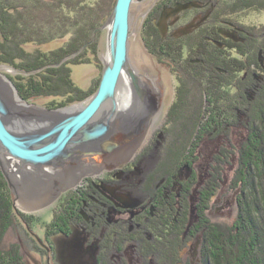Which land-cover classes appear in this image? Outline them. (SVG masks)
<instances>
[{
	"label": "rangeland",
	"instance_id": "374dc122",
	"mask_svg": "<svg viewBox=\"0 0 264 264\" xmlns=\"http://www.w3.org/2000/svg\"><path fill=\"white\" fill-rule=\"evenodd\" d=\"M90 1L94 4L101 2V0ZM196 1H204V3L199 4L200 7H191L188 13H182L181 20L183 19L182 23L189 20L191 22L189 24L199 20L202 25L193 26V30L187 36L181 38L173 36V39L167 40V44L170 46L173 44V50H175L173 53L165 49L167 46L164 39L159 43L149 41L154 32L151 25L156 17L161 16L160 10L165 3L164 0H160L155 8L153 0H134L130 13L131 36L128 46L130 65L140 76L160 83L164 89L163 105L149 135L139 147L133 150L134 154L126 162L127 165L124 163L121 164L120 169L118 166L113 171H109V173H121L124 165L127 171L133 170V165L136 167L133 173L124 176L123 184L119 183L122 188L118 189L123 193L124 189H127L133 202L139 199L136 195L141 198L149 197L150 200L154 196L158 197L160 189L157 190V188L166 184L163 182L160 186L162 179L173 180V176L177 174L176 170L182 167L192 179L190 181L185 177L182 183L184 186L191 187V190L189 189L188 194L182 193L183 196L180 199L175 196L168 200L172 207L167 205V200L165 201L163 196L161 197L163 205L159 208L160 212L156 213V216H148L152 221V227L147 226L155 234V240L148 239V236L139 230L137 240L141 241L143 238V243H138V246L133 243L125 244V239L121 241L122 237L126 238L129 234L125 230L116 243L112 242L113 238L110 240L111 231H109V234L104 232L100 245L89 244L90 235L83 226L79 227L83 233L76 234L68 245L62 246L63 244L60 243L59 256L57 251L59 239H56L58 233L56 235L54 233L58 232L59 228L68 229L72 223L86 221L78 217V213L73 210L81 199L76 188L83 191L86 188L80 186L82 181L99 175L82 178L77 184L74 183L68 187L62 192L63 195L61 194L63 202L60 203L59 195L52 204L37 211L27 212L22 210L19 203L12 197L9 185L0 169L3 180L0 182V198L2 199L0 201L4 203V206L8 203L7 209L12 211V217L10 216L12 224L5 232L3 242L0 241V251L1 248L7 251L11 249L10 253L15 264H204L205 253L209 252L213 259L215 250L218 251L219 255H217L224 262L223 264H264V251H262L264 238L261 234L259 237L258 233H250L246 230L250 229V225L244 216L247 209L245 201L246 203L250 201L252 193L249 187L251 179L247 172L249 162L253 163L256 156L262 159L261 153H258L264 149V0ZM23 2L26 8L23 13L34 11L30 13L34 18L33 23H41L44 28L39 36L48 39L50 34H60V27L52 28V26L60 25L58 3L55 5L51 2L50 7L54 10L49 14L48 11L39 8L38 3H42L43 0H35L34 3L31 0ZM103 2L106 4L103 11L105 13L101 16L104 22L95 30L91 41L94 42L95 34L98 32L97 55L87 53L90 64L70 66V77L80 90L78 94L80 101L69 103L66 98H62L65 96L63 94L57 98L45 97L32 102L21 97L28 104L49 110H57L61 106L84 107L89 104L99 89L107 63L109 30L105 26H108L117 0ZM168 11L170 14L174 12L170 8ZM40 18L50 19L44 25L42 24L44 20ZM29 28L33 31L31 27ZM71 35L72 33H69L65 38H56L39 46L29 43L25 48L28 52L41 49L44 53L56 52L69 41ZM32 36H36L34 37L36 40L38 35L32 33ZM87 46L80 49L76 56L82 54ZM238 48L242 49L240 51L243 55L237 53ZM176 50L179 53H176ZM224 51L229 53L228 56L224 54ZM12 54L13 57L21 56L16 51ZM73 56L67 57L63 63L75 58ZM236 60H240L241 67L248 69V72L243 75L236 73L234 66ZM16 64L19 68L0 63L1 66H5L0 73L9 78L17 89L14 81L18 80L19 76L28 78L31 73L20 69V62ZM57 66L59 65L55 68H58ZM7 67L20 73H15ZM192 71L195 75H197L196 72L201 71L208 76L207 79L219 82L215 89L210 87L213 91L211 96L216 99L221 98L219 102L222 105L226 101V106H219L218 116L223 113L216 125L213 123L207 125L203 119L204 112L210 111L213 102L211 96L208 98L206 93L200 92L205 87L201 88L199 78L192 85L193 91L197 94V100H192L193 103L191 101L185 105L179 103L181 111L174 109L173 115H170V110L178 100L176 97L177 88L180 87L178 81H189L192 78ZM35 72L32 71V74ZM25 85L27 81H22L19 87ZM17 93L19 95V91ZM169 117L172 119L170 120ZM194 119H201L199 122L204 128H209V133L199 137L196 127L200 124L197 122L195 124ZM202 126L199 128L201 129ZM258 133L261 134H259L261 143L258 138H255ZM193 149L197 150L198 154L192 153ZM163 170L166 171L163 172ZM105 172L108 171L103 170L100 175ZM160 172L164 175L154 176L159 175ZM179 201H182L183 205L181 212L176 207V202ZM144 203H148V198L143 203L138 202V205L130 207L139 209ZM24 220L28 222L25 223ZM31 220L33 222H30ZM161 223L165 226L162 227ZM192 237L197 239L190 242ZM115 249L123 250L124 259L113 254ZM224 252L230 254L228 260L224 257Z\"/></svg>",
	"mask_w": 264,
	"mask_h": 264
},
{
	"label": "water",
	"instance_id": "95a60500",
	"mask_svg": "<svg viewBox=\"0 0 264 264\" xmlns=\"http://www.w3.org/2000/svg\"><path fill=\"white\" fill-rule=\"evenodd\" d=\"M133 3L134 0H117L108 26H105L109 30V55L99 89L89 104L81 106L75 114L65 116L62 110L54 111L28 105L19 97L11 80L0 73V169L11 193L15 191V181L9 177L6 166H15L16 162L32 169L60 160V167H72L77 172L82 170L78 173L85 178L94 176L97 171H113L128 162L134 154L133 150L140 145L152 117L160 113L164 89L160 83L137 74L130 65L128 46ZM3 69L5 66L0 65V71ZM9 70L20 73L15 69ZM124 74H128L131 80L139 105L138 113L133 122H130L134 127L131 132L114 124L118 117L116 91ZM11 92L15 102L19 98L18 108L13 109L3 100L4 95ZM15 109L26 112L18 113L20 111L15 112ZM56 112L57 117L53 114ZM17 119L21 120L20 124L15 122ZM28 120L37 122L38 125L26 124ZM47 120L49 124L42 126L40 122ZM16 127L19 130L15 131ZM104 162L108 165L106 169L101 164ZM39 171L41 172L22 174L29 178L28 183L24 180L27 189L38 199L50 198L48 201L42 199V203L34 211L52 204L58 198L55 194L61 195L75 180L62 174V179L55 180L51 177L52 171Z\"/></svg>",
	"mask_w": 264,
	"mask_h": 264
},
{
	"label": "trees",
	"instance_id": "16d2710c",
	"mask_svg": "<svg viewBox=\"0 0 264 264\" xmlns=\"http://www.w3.org/2000/svg\"><path fill=\"white\" fill-rule=\"evenodd\" d=\"M23 1L24 0H21L20 2H18V0L17 1L16 0H0V63L4 65H12V66L18 67L16 63L20 62V65H21L20 69H22L26 73H31L30 74L31 76L28 78L19 76V79L14 81L19 91V95L27 101L32 102L34 100H38L40 98H45V97H56L57 98V96L60 97V94L65 95L62 98H66L69 101V103L70 102L76 103L80 101V98H78L79 97L78 94H80V90L76 88L77 86L71 80L70 66L79 65V64H90L91 62L89 60L90 57H87V53H90L94 56L97 55V51H96L97 41L96 40L99 36L98 32L96 33L94 42H91V41H92L95 30L98 29L101 26V24L104 22L101 16H103V14L105 13L103 12L105 11V7H106L105 2H103L105 0H101V2L96 3V4H94L90 0H43L42 3L37 2L38 5H40L39 8H41L42 10L48 11L49 14L53 12L52 10H54V9H51L50 7L52 3L55 5H57L58 3V7H60V25L52 26V28L60 27V34L59 33H58L59 35L56 33L50 34L48 39H44L43 37L39 36L41 35L40 32L43 33L44 28L41 25V23H33L34 18L32 14L30 13H33L34 11L30 10V12L26 11V13H23V10L25 8ZM31 1L34 3L35 0H31ZM16 2L19 3L20 5L17 4ZM27 14H30V15H27ZM47 16L49 17L48 14ZM40 19L44 20L43 18H40ZM49 19L50 18H48L47 20ZM47 20L45 19L42 22V24L45 25ZM101 20L102 22H100ZM55 24L57 25V23ZM61 25L66 26V28H62L64 26H61ZM29 27H31L33 31H31ZM24 29L26 31H24ZM32 33H34L35 35L36 34L38 35L36 40L34 38L36 36H32ZM69 33H72L69 41H67V43H65L62 47H60L56 52L53 51L49 53H44L41 50H37V51L35 50L34 52H28L25 48V46L29 43H33L39 46V45L47 44L55 40L56 38H65L66 35H68ZM85 45H88L87 49L84 50V52L80 54L79 56H75V54H77L79 50L82 49ZM167 50L173 53L175 51L173 49H167ZM240 50L242 51V49H239L237 50V53H239L240 55H243ZM13 51L20 53L21 56L13 57L12 56ZM176 53H179V52H177L176 50ZM224 54L228 56L229 53H227V51H224ZM69 56H73L75 57V59L73 58L67 63H63L65 59H67V57ZM239 62L241 61L240 60L234 61V66L236 67L235 71L236 73H239V75H243V73L248 72V69L241 67V64ZM56 65H59L57 66L58 68H55ZM202 66H203V69H205L204 65ZM32 71H36L35 72L36 74L35 73H34L35 75L32 74ZM193 71L191 72L192 78L189 81H186V80L178 81L179 86H180L177 88L176 97H178V100L176 101L177 103L173 105L172 110H170V115H173L174 109L181 111L180 110L181 107L179 103L181 105L183 104L185 105L187 103L189 104L192 100L193 101L197 100L196 99L197 94L192 89L193 87L192 85L196 82V80L200 79L198 81L200 82L199 85H201L202 89H204L205 87L204 89L205 91L200 90V92L206 93L205 95H207L208 98H210L213 92L211 91L212 90L211 88L215 89V87L219 83L217 80L207 79L208 76H205L201 71L196 72L197 75H195ZM22 81H27V85L22 86L20 88L19 84ZM55 85H56V89H54ZM219 101H221V98L217 97L216 99L212 97L213 103H212V106L210 107V111H208V113L204 112L203 119H205L207 125H210L212 123L213 125H216L218 118L221 117V114L223 112L220 114V116H218L219 106H226L225 104L226 101L225 102L222 101L224 103L223 105L220 104L221 102ZM169 118L170 120L172 119L171 117ZM195 120L196 119H194L195 124L196 122L197 124L198 123L201 124V122H199L201 119H197L196 121ZM197 126L198 127H196V131L198 130L197 135H200L199 137L209 133V128H204V126L202 125H197ZM199 126H202V128L200 129ZM259 134L260 133H258V136H255V138H258L259 139L258 141L261 143V136H259ZM195 139H198V138H195ZM263 151L261 152L259 151V153L256 152L258 154L261 153L260 155L262 156V159L261 157L256 156V160L253 163L249 162L251 165L249 164L247 172L249 174L248 176H250L249 179H251L249 182V187H251L250 189L252 190V193L250 194L251 195L250 201H248L247 203L245 201V205L247 209L245 211L244 216L246 217V222L250 225L249 226L250 229H246V230L250 233L252 232L258 233L259 237L262 236L264 238V152ZM191 152L197 153V150L194 151L193 149V151ZM259 159H261V161ZM260 164H262V166H260ZM256 169L259 171L258 173ZM165 171L166 170H164L163 172ZM260 171H262V174H260ZM162 174H159V177ZM154 176H158V175L155 174ZM0 182H3L1 174H0ZM4 186L6 187L5 183H4ZM162 188L163 187L157 188V190L160 189L158 192V196H161L160 193H161ZM0 200L2 199L0 198ZM1 202L2 201H0V241L3 242V236L5 235V232L8 231L10 224H12L11 223L12 218H10V216L12 215V211H9L7 209L8 203L7 205L4 206L3 205L4 203L3 202L1 203ZM24 218L27 219L26 217ZM24 221L25 223L28 222L26 220ZM30 222H33V220H31ZM162 227L164 226L162 225ZM221 250L223 252V249ZM10 251L11 249H9L8 251L1 249L0 264H15L16 263L15 261H13L14 259H12ZM215 251H216V254H214L213 259L211 258L212 255H210L209 252L205 253L204 257L206 258H204L205 260L204 264H223L224 263L220 259V257H218L219 255L218 251L217 250ZM262 251H264V249ZM224 255H225L224 257L228 260L230 257L229 256L230 254L229 253L227 254L226 252H224Z\"/></svg>",
	"mask_w": 264,
	"mask_h": 264
},
{
	"label": "flooded vegetation",
	"instance_id": "af4514ba",
	"mask_svg": "<svg viewBox=\"0 0 264 264\" xmlns=\"http://www.w3.org/2000/svg\"><path fill=\"white\" fill-rule=\"evenodd\" d=\"M164 2L165 3H163V6L161 7L162 9L160 10L161 16L156 17L151 25V27L154 29V36L153 34H151L149 41L159 43L162 42V40L164 39L163 41H165L166 43H163H165L167 49H173V44L171 46L170 44H167V42L170 41V38L173 39L174 37L181 38L187 36L188 33L193 30V26L199 27L200 25H202V22H199V20L192 22L194 24H189V20L184 21V23H182V13H188L190 8L193 6L200 7L199 4L203 5L204 1H202V3L196 0H164ZM158 3H160V0H153L154 8L157 6ZM168 8H170L171 11H174L175 13L173 12L170 14ZM157 51L160 52V50ZM126 165L122 167L123 171H121V173L105 172L102 175H99L98 177H93L92 179H84V181H82V183L80 184L81 187L86 188L83 190L84 192L80 191L79 188H76L77 193L81 195L80 202L82 201V204H80L79 202V204L74 206L73 210H75V213H78V217L83 218L87 221V223L86 221L84 223H72L68 229L59 228L57 234L58 238H56L57 240L59 239L58 241L56 240L59 244L57 250L59 256L61 254L60 243L63 244L62 246L68 245V243L75 238L76 234L80 235L81 233H83L80 231L81 229L79 228L83 226L85 229L88 230V234L90 235L88 239L89 244L100 245V241L104 236V232H108L109 234V231H111L110 240H112L113 238L114 241L112 240V242L116 243V241L119 240V238L122 236V232L125 230L129 232L128 236L126 235V238H121V241L125 239V244L133 243L137 244L138 246V243H143V238L141 241L137 240V237H139V230H142V233L144 235H147L148 239L155 240L156 236H154L155 234L149 228L152 227V221L148 216H156L155 214L160 212L161 209L159 210V208L163 205L161 197L163 196V199L165 201L167 200V205L172 207L168 200L173 199V197L175 196L177 199H180L183 196L182 193H184L185 195L188 194L187 192H189V189L191 190V187L184 186V184L182 183V181L186 179L185 177L189 178L190 181L192 180L191 176L188 177V175L190 174L184 172L185 168H178L176 170L177 174L173 176V180H169L168 178H166L162 179V181L160 182V186L161 184H163V182L166 183L161 190V196H154L155 198L152 196V200H150L149 197H146L148 198V203H144L142 208L133 209L130 207L131 205H138V202H140L141 204L145 201L146 198H141L136 195L140 199V201H137L139 200L137 199L133 202L130 198V194L127 193V189H124V193L119 191L122 188V185H120L119 183L123 184V182L125 181L124 176L133 173V170L136 169V167L133 165L134 169H130L131 171H127V169L124 168ZM120 168L121 165L118 167V169ZM115 177L117 179H115ZM62 195H60V203L63 202ZM181 203L182 201L176 202V207L180 212L183 209V205ZM195 217H197V215ZM144 222H146V224H144ZM163 226L165 225L163 224ZM56 233H54V235ZM196 237H192L190 242L195 241L197 239ZM113 254H116L121 259H124V253L122 249H115V252Z\"/></svg>",
	"mask_w": 264,
	"mask_h": 264
},
{
	"label": "bare ground",
	"instance_id": "6f19581e",
	"mask_svg": "<svg viewBox=\"0 0 264 264\" xmlns=\"http://www.w3.org/2000/svg\"><path fill=\"white\" fill-rule=\"evenodd\" d=\"M63 12V11H62ZM59 15V14H57ZM59 17V16H58ZM59 20V19H58ZM70 25V24H69ZM79 26V25H78ZM54 28V27H53ZM77 28V26H76ZM77 31V30H76ZM59 35V34H58ZM96 35V34H95ZM42 50V49H41ZM75 59V58H74ZM97 59V58H96ZM70 61V60H69ZM188 78V77H187ZM152 81V79H151ZM12 82V81H11ZM13 84V83H12ZM14 86V84H13ZM15 87V86H14ZM77 88V87H76ZM88 91V90H87ZM18 92V91H17ZM13 92H11V94H7L6 96L4 95V102H8V105L10 107H13V109L15 107L18 108V102H19V98L16 99L17 102H15V100H13ZM21 98V96H19ZM58 97V96H57ZM22 99V98H21ZM23 100V99H22ZM25 101V100H23ZM116 101L118 103V117L117 119L115 120L114 124H116V126H120V127H123V128H127L130 130H132V128H134L132 125H130V122L132 121L133 122V118H135L136 114L138 113V99L136 97V94L132 88V84H131V80L128 76V74H124L123 77L121 78L119 84H118V88H117V91H116ZM26 102V101H25ZM27 103V102H26ZM51 103V102H50ZM28 104V103H27ZM30 105V104H28ZM82 107L81 106H78V107H71V108H68L66 110V107L64 108H60V109H57V110H62L64 111V115L65 116H68V115H73L75 114L76 112H78ZM18 109H15L14 111L16 112ZM57 110H54V111H57ZM107 110V109H106ZM20 112L18 113H21L23 112L24 110H18ZM26 112V111H24ZM55 116L56 114H58L57 112L56 113H53ZM60 114V113H59ZM59 116V115H58ZM120 116V117H119ZM52 119H54V116H52ZM57 117V116H56ZM122 117V118H121ZM45 119V118H44ZM59 119V118H58ZM153 119V120H152ZM151 119V124L150 127L148 128L147 132H145V134L143 135V139L141 140L140 142V145L142 144V142L145 140V137L149 135L150 133V130H151V127L152 125L154 124L155 120H156V116L154 115ZM16 123L20 124L21 123V120L17 119L15 120ZM40 122V121H39ZM29 123H32V124H35L36 126L38 125L37 122H31L30 120L27 121L26 124H29ZM41 125H47L49 124V121H45V122H40ZM201 125V124H200ZM21 126V125H19ZM18 126V127H19ZM18 127L14 128L15 131L19 130ZM255 129V128H254ZM139 145V146H140ZM138 146V147H139ZM76 149V148H75ZM75 155V154H74ZM72 155V156H74ZM8 161V160H7ZM60 163V160H58L56 162L53 161L51 162V164H47L46 166H38V167H34V168H28L27 166H23L19 163H15V166H13L12 164L10 165V167H7L6 166V170H7V173L9 174V177L11 179H13L14 182V188H15V191L14 193L12 192L11 195L12 197L14 198V200L16 202L19 203V207L22 208V210L24 211H29L30 210H35L36 207L42 203V199L44 201H48V197H43V198H39L33 194L30 190L27 189V183H28V180L29 178L27 177H24V175H28L29 173L31 172H34V173H40L41 171L39 170H45V171H52L53 172V176L51 177H54L55 180H60L62 179L61 174L64 175V176H70L72 177L71 179H75L74 180V183L77 184L80 179H82L84 176L81 175L78 173L80 171L77 172V170H75L74 168L70 167V168H62L60 167L59 165ZM56 166H55V165ZM103 168L106 169L107 168V164L104 162V163H101ZM51 165V166H50ZM105 166V167H104ZM164 171V170H163ZM94 173H97L98 175H100V173H102V171L100 172H94ZM24 174V175H22ZM162 174V172L160 173ZM164 175V174H163ZM4 176V175H3ZM16 176V177H15ZM63 176V177H64ZM138 176V175H137ZM159 176V175H158ZM161 176V175H160ZM159 178V177H158ZM6 179V178H5ZM26 179V181L24 182V180ZM70 179V180H71ZM62 182V181H61ZM64 182V181H63ZM8 183V182H7ZM74 183H72L70 186H72ZM9 185V184H8ZM144 190V189H143ZM146 190V189H145ZM149 190V189H148ZM155 191V190H153ZM152 191V192H153ZM11 192V191H10ZM16 192V194H15ZM58 192V191H56ZM150 193V191H149ZM61 194V192H60ZM153 194V193H152ZM55 195L59 196L58 193H56ZM152 197V196H151ZM69 198V197H68ZM155 198V197H154ZM240 198V197H239ZM39 201V202H37ZM68 208V207H67ZM66 208V209H67ZM127 209V208H126ZM6 210V209H5ZM20 211V210H19ZM7 215V214H6ZM11 215V213H10ZM9 215V216H10ZM30 217V216H29ZM255 224V223H254ZM196 225V224H195ZM56 227V226H55ZM10 228V227H9ZM8 228V230H9ZM222 228V227H221ZM249 228V227H248ZM192 230V229H191ZM49 232V231H48ZM56 232V231H54ZM9 233V232H8ZM58 233V232H57ZM56 233V234H57ZM55 234V235H56ZM27 235V234H26ZM49 235V234H48ZM155 236V235H154ZM232 236V235H231ZM47 239V238H46ZM22 243V242H21ZM6 245V244H5ZM263 245V244H262ZM153 246V245H152ZM51 247V246H50ZM6 248V247H5ZM2 249V248H1ZM13 250V249H12ZM35 250V249H34ZM40 250V249H39ZM43 252V251H42ZM4 253V252H3ZM6 253V252H5ZM160 253V252H159ZM152 254V253H151ZM261 254V253H260ZM6 255V254H5ZM12 257V256H11ZM161 257V256H160ZM263 260V259H262ZM1 261V260H0ZM26 264V263H25Z\"/></svg>",
	"mask_w": 264,
	"mask_h": 264
}]
</instances>
